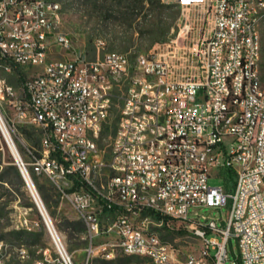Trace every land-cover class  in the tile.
<instances>
[{
	"label": "built area",
	"instance_id": "2783aa9c",
	"mask_svg": "<svg viewBox=\"0 0 264 264\" xmlns=\"http://www.w3.org/2000/svg\"><path fill=\"white\" fill-rule=\"evenodd\" d=\"M162 1L202 6L208 29L183 51L175 39L173 50L131 60L117 51L92 59L75 54L70 36L60 29L56 1L0 0V105L11 107V123L42 130L39 153L27 148L29 164L70 199L83 222L84 264L110 258L114 247L141 260L126 264H234L236 259L264 264V0ZM187 32L184 24L178 36ZM53 47L74 55L52 58ZM180 51L186 53L183 60L176 56ZM173 57L182 62L175 65ZM15 66L36 70L22 82L21 96L4 75ZM123 83L105 160L99 140L116 87ZM1 112L8 135L1 136L11 145L13 124L5 123ZM223 169L234 174L229 189ZM209 179L222 183L210 185ZM73 180L78 189H61V182ZM226 203L224 218L195 211ZM145 211L168 217L167 226L184 223L199 242L197 252L180 257L179 249L148 225ZM39 212L55 257L45 249L29 264H75L44 207ZM109 212L114 219L102 230L101 217ZM101 232L113 238L94 245ZM231 239L237 253L228 247ZM4 251L0 241V264H6ZM25 256L19 248L18 257Z\"/></svg>",
	"mask_w": 264,
	"mask_h": 264
},
{
	"label": "rangeland",
	"instance_id": "374dc122",
	"mask_svg": "<svg viewBox=\"0 0 264 264\" xmlns=\"http://www.w3.org/2000/svg\"><path fill=\"white\" fill-rule=\"evenodd\" d=\"M60 5L61 22L60 29L66 32L71 40L73 51L75 54H83L87 59L94 58L97 54L101 55L106 51H117L127 53L131 60L136 54H148L154 52H165L173 50L175 42L181 47L180 50H185V46L190 45L191 39H195L201 32L209 27V15L204 11L202 6H192L190 8H181L174 6L172 3H165L162 0H152L154 8L148 9L149 0H141L137 8H134V0H52ZM160 5V6H159ZM159 6V8H156ZM133 7V8H132ZM156 22L157 24L155 25ZM188 25L186 37L178 36V32L183 25ZM100 41L101 47L96 49V43ZM184 46V47H182ZM63 52L56 47L52 48V58L73 57L74 52ZM177 53L176 56H181L182 60L185 54ZM170 55V54H168ZM173 63L179 64L180 59L172 58ZM32 68H21L24 75L23 79H19L18 75L11 70L4 73L7 82L14 86L17 95L21 96V84L28 76L35 73ZM264 73V68H263ZM125 91V83L120 84L115 90V104L112 108L110 118L107 123L109 133L113 132V127L116 125L119 106L121 105L122 96ZM4 122L9 121V117L13 115L11 107L7 103L0 105ZM11 123V122H10ZM10 130L13 142L17 153L22 159L27 173L33 184V189L37 192L45 212L49 216L56 230L61 234L64 245L69 253L72 254L75 264H84L85 248L88 245V237L84 230H73L65 220L80 221L77 228L83 229V222L79 219L75 212L71 201L68 197H61L60 190L57 186L45 175L36 174L31 168L30 154L27 148L32 149L36 154L40 151V139L42 130L28 123H11ZM107 130V131H108ZM109 133L107 132L99 140V146L104 149V159H108V142ZM9 161L14 163V158L0 134V170L2 166L8 164ZM17 167V166H16ZM34 177V178H33ZM12 184L0 182V241L5 246L6 264H29L34 258L42 256L43 250L52 258L55 257L53 251L52 240L42 219V216L33 200V197L24 182L23 187L19 184L15 177L11 176ZM23 179V178H22ZM104 180V179H103ZM24 181V180H23ZM210 185H218L222 182L218 179H209ZM43 185L49 188L51 198L49 203L45 204L42 195L39 191V186ZM72 186L70 181L61 182L60 187L65 192ZM68 193V192H67ZM57 201V202H56ZM29 203L33 207L28 206ZM228 210V203L222 204L217 208L200 207L197 208L199 216L209 218L225 217ZM114 219V214L109 212L101 217L102 230L111 223ZM26 221V222H25ZM148 225L153 229L160 226L156 225V221L151 217ZM30 227L28 229L27 227ZM172 232L167 238L168 243L178 248L180 257H184L189 253H196L199 248L198 240L191 234L184 223L171 222ZM85 228V227H84ZM183 228L185 232H176L175 230ZM18 229H26L37 232H42L43 237L37 244L19 243L14 237L10 236L9 232ZM158 233V231H157ZM159 234V233H158ZM111 233H100L93 238V244L98 245L112 239ZM27 242H32V239L24 238ZM235 240L231 239L228 247L232 246L234 252L237 253ZM19 248H23L27 256L20 259L18 257ZM110 248V247H109ZM124 256L117 248L112 249L110 258L94 257L91 264H97L96 258L113 259ZM55 264V263H54ZM236 264V260H234Z\"/></svg>",
	"mask_w": 264,
	"mask_h": 264
},
{
	"label": "trees",
	"instance_id": "16d2710c",
	"mask_svg": "<svg viewBox=\"0 0 264 264\" xmlns=\"http://www.w3.org/2000/svg\"><path fill=\"white\" fill-rule=\"evenodd\" d=\"M159 1V0H157ZM141 0H134V8H137L138 3H140ZM172 5L177 6L175 4L172 3ZM154 2L152 0H149V4H148V9H153L154 8ZM160 6V5H159ZM159 6H156V8H159ZM133 8V7H132ZM155 25L157 24L156 22H154ZM13 72L16 73V75H18L19 79H23L24 75L21 72V68L15 66L13 68ZM115 126V125H114ZM115 127H113L114 130ZM105 128L101 135L102 137L104 135L107 134V132L109 133V130ZM221 173H223L224 178H223V185L225 186L226 189H229L233 186L234 184V174L230 169H223L221 171ZM11 176L15 177V179H17V181L19 182V184L21 185V187H23L24 185V181L22 179V176L18 170V168L16 167V165L14 163H12L11 161H9L8 164H5L4 166H2V169L0 170V182H5L6 184H12V179ZM34 178V177H33ZM80 186V183L77 180H73L72 182V186L70 188L67 189V192L73 191L75 189H78ZM39 191L42 195V199L44 201L45 204L49 203L50 198H51V194H49V188L40 185L39 186ZM57 202V201H56ZM28 206L33 207L32 203H29ZM144 214H148L150 215L155 221L157 222H161V226L159 228H157L156 230L159 233V237L163 240V241H167V238L170 237V233L172 232V227L171 226H167V222L168 217L159 214L158 212H154V211H145ZM65 222L72 226L71 228L73 230H84V226L83 229H79L77 228L76 224H79L80 221L76 222L74 220H68L66 219ZM176 232L179 233H183L186 230L183 228H179L177 230H175ZM10 236L14 237L19 243H25V244H37L41 241L42 237H43V233L42 232H37V231H32V230H26V229H18L15 231H11L9 232ZM24 238H28V239H32L33 241L27 242L26 240H24ZM132 261H141L140 259H134L131 256H121V257H116L113 259H100V258H96L95 262H97V264H126V263H130ZM236 264H240L239 261L236 259Z\"/></svg>",
	"mask_w": 264,
	"mask_h": 264
},
{
	"label": "water",
	"instance_id": "95a60500",
	"mask_svg": "<svg viewBox=\"0 0 264 264\" xmlns=\"http://www.w3.org/2000/svg\"><path fill=\"white\" fill-rule=\"evenodd\" d=\"M4 141H5V143L7 144L8 148H9V150H10V152H11V155H12L13 158H14V164L17 166V168H18V170H19V172H20V174H21V176H22L24 182L26 183V185H27V187H28V189H29V191H30L32 197H33V200H34V202H35V204H36L38 210H39V211H43V209H42V208H43V206H42V202L40 201V199H39V201H37V199L35 198V196L33 195L32 191H31V188H30V186H29V182H28V180L31 182V179H30V177H29V175H28L26 169H25L24 167H22V166L20 165V163L17 161V157H16L15 153L13 152V149H12L10 143H9L6 139H4Z\"/></svg>",
	"mask_w": 264,
	"mask_h": 264
},
{
	"label": "bare ground",
	"instance_id": "6f19581e",
	"mask_svg": "<svg viewBox=\"0 0 264 264\" xmlns=\"http://www.w3.org/2000/svg\"><path fill=\"white\" fill-rule=\"evenodd\" d=\"M1 132H3L4 134H5V136H8L7 135V132H6V130H5V128H4V126H3V124H2V121H1V119H0V134H1ZM11 147H12V149H13V152L15 153V155H17V157H19V155H18V153H17V150H16V147H15V144L12 142V144H11ZM20 158V157H19ZM28 182H29V186H30V188H31V191H32V193H33V195L35 196V198L37 199V201H39V196H38V194H37V192L35 191V188L33 189L32 187H33V184H32V182H30L29 180H28ZM41 201V200H40ZM43 209V208H42Z\"/></svg>",
	"mask_w": 264,
	"mask_h": 264
}]
</instances>
